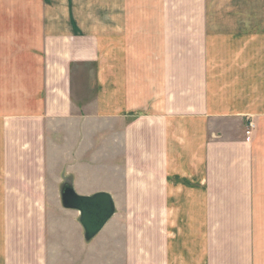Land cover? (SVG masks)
Returning a JSON list of instances; mask_svg holds the SVG:
<instances>
[{
	"label": "crops",
	"instance_id": "crops-1",
	"mask_svg": "<svg viewBox=\"0 0 264 264\" xmlns=\"http://www.w3.org/2000/svg\"><path fill=\"white\" fill-rule=\"evenodd\" d=\"M0 264H264V0H0Z\"/></svg>",
	"mask_w": 264,
	"mask_h": 264
},
{
	"label": "water",
	"instance_id": "water-1",
	"mask_svg": "<svg viewBox=\"0 0 264 264\" xmlns=\"http://www.w3.org/2000/svg\"><path fill=\"white\" fill-rule=\"evenodd\" d=\"M63 206L81 213L87 240L97 236L114 213L113 201L104 193L92 197H79L72 189H67L63 192Z\"/></svg>",
	"mask_w": 264,
	"mask_h": 264
},
{
	"label": "rangeland",
	"instance_id": "rangeland-1",
	"mask_svg": "<svg viewBox=\"0 0 264 264\" xmlns=\"http://www.w3.org/2000/svg\"><path fill=\"white\" fill-rule=\"evenodd\" d=\"M73 69L76 71V72H79V74L76 76L77 79H80V82L81 83H85V86L89 85V86H93L94 84V77H93V72H94V65H84V64H81L79 67H73ZM79 81V80H78ZM75 82V81H74ZM76 83V82H75ZM78 85H79V82H77ZM93 83V84H92ZM81 89H79L80 91ZM94 93V90L91 91L90 89V97H91V94ZM91 100V99H90Z\"/></svg>",
	"mask_w": 264,
	"mask_h": 264
},
{
	"label": "built area",
	"instance_id": "built-area-1",
	"mask_svg": "<svg viewBox=\"0 0 264 264\" xmlns=\"http://www.w3.org/2000/svg\"><path fill=\"white\" fill-rule=\"evenodd\" d=\"M255 128H256L255 123L252 120H250L248 123V129L246 131L247 140H250Z\"/></svg>",
	"mask_w": 264,
	"mask_h": 264
}]
</instances>
